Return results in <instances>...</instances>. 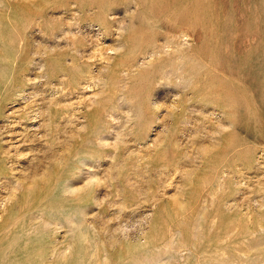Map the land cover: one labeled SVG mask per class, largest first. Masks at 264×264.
<instances>
[{
    "label": "rangeland",
    "instance_id": "374dc122",
    "mask_svg": "<svg viewBox=\"0 0 264 264\" xmlns=\"http://www.w3.org/2000/svg\"><path fill=\"white\" fill-rule=\"evenodd\" d=\"M0 264H264V0H0Z\"/></svg>",
    "mask_w": 264,
    "mask_h": 264
}]
</instances>
